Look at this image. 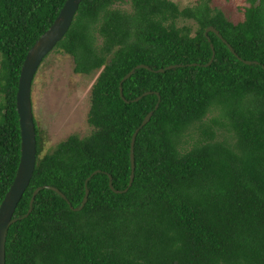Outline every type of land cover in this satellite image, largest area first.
I'll return each mask as SVG.
<instances>
[{
  "label": "trees",
  "instance_id": "obj_1",
  "mask_svg": "<svg viewBox=\"0 0 264 264\" xmlns=\"http://www.w3.org/2000/svg\"><path fill=\"white\" fill-rule=\"evenodd\" d=\"M64 1L0 0V201L19 159V70ZM247 1L236 23L210 0L78 3L53 48L71 56L74 73L97 71L86 117L93 130L39 156L33 120L34 168L12 217L38 186L64 198L36 191L30 212L7 228L4 264H264V0ZM183 19L193 26H178ZM207 26L221 38L204 34ZM138 64L150 69L121 82L124 101L119 81ZM169 64L179 66L153 71ZM150 110L134 136L131 184L116 193L129 178L130 136ZM217 129L228 136L216 139Z\"/></svg>",
  "mask_w": 264,
  "mask_h": 264
},
{
  "label": "rangeland",
  "instance_id": "obj_2",
  "mask_svg": "<svg viewBox=\"0 0 264 264\" xmlns=\"http://www.w3.org/2000/svg\"><path fill=\"white\" fill-rule=\"evenodd\" d=\"M178 7L191 6L196 0H171ZM210 5L218 8L225 18L232 23L241 21L243 10L248 6L247 0H210ZM113 7L128 9V4H115ZM188 24L191 20H178L177 25ZM73 62L70 55L58 48H53L41 61L30 86V103L39 139V156L50 151L56 143L69 135L79 138L87 136L93 128L87 121L89 107V88L97 71L91 74H79L72 71ZM1 102V94H0ZM216 111L206 113L203 122L215 117ZM193 125L182 139L190 141L188 133L195 137ZM228 136L224 129H217L215 138L218 140ZM185 138V139H184ZM190 146L189 142L179 144L184 150Z\"/></svg>",
  "mask_w": 264,
  "mask_h": 264
},
{
  "label": "water",
  "instance_id": "obj_3",
  "mask_svg": "<svg viewBox=\"0 0 264 264\" xmlns=\"http://www.w3.org/2000/svg\"><path fill=\"white\" fill-rule=\"evenodd\" d=\"M80 1L81 0H65L63 2V4L61 5L60 9L57 12L56 17L53 19L51 24L27 50L19 70V75L17 79V89L15 92V109L17 114L18 128H19V159L13 179L0 201V264H4V242H5V235L7 228L16 219L23 218L30 212L31 204L36 191L39 190L40 188H47L55 191L60 197L64 198V195L52 186H48V185L38 186L31 193L26 212L18 218L12 217L16 204L29 182L35 163V132H34V123H33L31 103H30L31 81L43 58L53 49L55 44L63 37V35L67 31L71 23V20L73 18V15L76 11L77 5ZM207 31H211L218 38H221L218 31L214 29L212 26H207L204 29V34H206ZM209 47L211 50V55L208 61L204 65L210 64L213 58L214 52H213L212 44H209ZM227 47L233 53L232 48L228 44ZM241 61L244 64L256 63L250 60H241ZM178 66L179 64H169L165 67H161L153 71L163 72L166 69H171ZM138 67L150 69L146 65L138 64L132 69H130L120 79L118 84L119 85L118 93L121 99H123L122 91H121V82L131 75L134 68H138ZM148 93H149L148 91H145L142 94L133 98L131 101H137L141 96L146 95ZM156 107H157V103H155L153 109H156ZM151 114H152V110L148 111L144 115L139 125L134 129V131L130 136V142H129L130 173L126 187L121 190H113L111 187L110 176H108V186L116 193L125 192L126 189L131 184L133 177V167H134L133 153H132L134 136L137 130L149 120ZM96 171L97 170L92 171L88 175V177H86V179L84 180V185L86 180ZM86 197H87V190L85 188L80 204L77 207L71 209L79 210L84 205L86 201Z\"/></svg>",
  "mask_w": 264,
  "mask_h": 264
}]
</instances>
